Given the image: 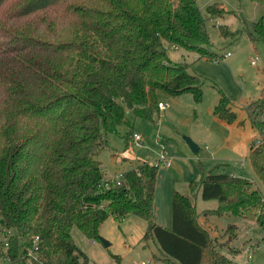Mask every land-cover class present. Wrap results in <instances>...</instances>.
<instances>
[{"label":"trees","instance_id":"trees-1","mask_svg":"<svg viewBox=\"0 0 264 264\" xmlns=\"http://www.w3.org/2000/svg\"><path fill=\"white\" fill-rule=\"evenodd\" d=\"M219 5L206 10L222 16L227 10ZM249 34L264 40V14ZM209 45L196 0H0V215L3 233L11 231L0 258L80 264L73 226L99 238L108 216L130 213L146 220L152 257L169 264H231L200 214L241 215L264 232V196L246 177L209 171L188 183V193L175 189L166 226L155 221L154 188L147 189L159 164L143 162L106 179L97 157L126 109L151 119L162 94L189 92L200 101L201 77L186 61H172L167 48L215 58ZM229 102L220 91L213 113L233 122ZM244 109L257 131L248 159L264 185V87ZM198 193L217 205L198 210ZM234 229L229 223L225 230Z\"/></svg>","mask_w":264,"mask_h":264},{"label":"rangeland","instance_id":"rangeland-1","mask_svg":"<svg viewBox=\"0 0 264 264\" xmlns=\"http://www.w3.org/2000/svg\"><path fill=\"white\" fill-rule=\"evenodd\" d=\"M209 33V49L215 58L198 56L195 51L167 48L172 61H186L189 71L202 80V98L196 102L189 92L179 95L162 94L168 106L157 109L151 119L125 111V121L116 130L107 133V144L97 157L106 179H119L121 172L143 162L159 164L154 179L153 206L155 221L171 225V202L174 190L188 193L191 180L200 181L209 171L241 175L253 182L264 196V185L253 171L248 159L251 140L257 136L247 118L246 101L261 95L264 87V40L252 39V21L264 14V3L253 0H196ZM220 4L224 15H211L209 4ZM225 8V9H224ZM224 25V26H223ZM224 28L226 35L220 31ZM226 52L229 54L224 55ZM220 91L230 99L237 113L233 122L219 119L213 113ZM134 133L140 134L136 143ZM184 136H190L199 146L193 151ZM169 160H160V154ZM216 199L196 197L198 210L213 208ZM219 249L231 258V264H264V232L254 219L241 215L208 214L198 216ZM235 223L237 229L226 232V226ZM0 215V242L7 235L2 231ZM147 222L136 214L120 220L108 216L100 225L99 238H89L77 226L71 234L76 243L80 264H169L152 257L155 243L143 239ZM109 241L105 245L100 238ZM83 251L84 255L79 253Z\"/></svg>","mask_w":264,"mask_h":264},{"label":"built area","instance_id":"built-area-1","mask_svg":"<svg viewBox=\"0 0 264 264\" xmlns=\"http://www.w3.org/2000/svg\"><path fill=\"white\" fill-rule=\"evenodd\" d=\"M227 54H229V52H226L224 55H227ZM167 106H168V103L166 101L160 100L158 102V108L160 110L164 109ZM134 139H135L136 143L139 142L140 134L134 133ZM159 158H160V160H163L166 164H169V160L166 158V156L164 154L161 153ZM119 175H121V174H119ZM35 239H37V236L35 237ZM7 244L8 243H7V239H6L5 242H4V245H7ZM36 249H37V246L35 245L33 249L32 248L28 249L27 254L29 256L35 255V250ZM0 264H9V263H8V260H5L4 258H0ZM139 264H147V261L142 260L141 262H139Z\"/></svg>","mask_w":264,"mask_h":264},{"label":"water","instance_id":"water-1","mask_svg":"<svg viewBox=\"0 0 264 264\" xmlns=\"http://www.w3.org/2000/svg\"><path fill=\"white\" fill-rule=\"evenodd\" d=\"M185 140L187 141V143L189 144L190 148L193 150V151H196L198 150L199 146L198 144L190 137V136H184ZM154 188V185L152 183H148L147 185V189L148 190H152ZM103 241V243L105 245L109 244V241L100 237Z\"/></svg>","mask_w":264,"mask_h":264},{"label":"crops","instance_id":"crops-1","mask_svg":"<svg viewBox=\"0 0 264 264\" xmlns=\"http://www.w3.org/2000/svg\"><path fill=\"white\" fill-rule=\"evenodd\" d=\"M242 264H244V263H242Z\"/></svg>","mask_w":264,"mask_h":264}]
</instances>
